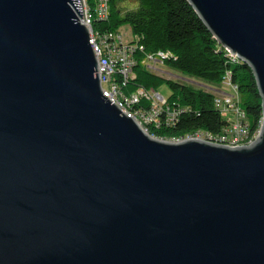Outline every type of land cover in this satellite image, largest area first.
<instances>
[{
  "label": "water",
  "instance_id": "obj_1",
  "mask_svg": "<svg viewBox=\"0 0 264 264\" xmlns=\"http://www.w3.org/2000/svg\"><path fill=\"white\" fill-rule=\"evenodd\" d=\"M246 63L248 144L151 137L101 90L81 0H0V264H264V0H187Z\"/></svg>",
  "mask_w": 264,
  "mask_h": 264
},
{
  "label": "trees",
  "instance_id": "obj_2",
  "mask_svg": "<svg viewBox=\"0 0 264 264\" xmlns=\"http://www.w3.org/2000/svg\"><path fill=\"white\" fill-rule=\"evenodd\" d=\"M124 24L129 25L145 51L169 52L163 65L212 83L222 81L228 72L249 128H258L262 119L261 97L251 69L241 60L229 59L187 0H109L108 17L97 20L95 27L118 31ZM133 71L125 91L137 86L157 89L165 81L171 90L168 104L181 109L175 124L153 128L158 138L181 137L196 130L217 135L226 125L225 117L214 104L212 91L165 79L144 69L140 62Z\"/></svg>",
  "mask_w": 264,
  "mask_h": 264
},
{
  "label": "built area",
  "instance_id": "obj_3",
  "mask_svg": "<svg viewBox=\"0 0 264 264\" xmlns=\"http://www.w3.org/2000/svg\"><path fill=\"white\" fill-rule=\"evenodd\" d=\"M81 1L83 4V18L79 17V22L94 21V35L88 36L96 56L102 92L126 114H129L148 134H154L155 124H175L181 109L176 105L168 104L167 97L162 96L157 89L137 86L134 89L125 91L126 83L134 75L133 68L135 65H129V56H136L137 62H140L147 71H155L157 70L156 65H162L165 58L169 56V52L162 50L145 51L134 35L129 40H125L118 31L97 29L95 22L108 17L109 0ZM85 3H93V16H85ZM224 79L229 82L228 72ZM229 83L231 84V82ZM231 90L232 93L221 91H219L220 94L215 93L214 104L226 121L233 123L235 133L212 135L204 131V133L192 138L220 141L226 145H238L248 144L257 137L254 136L253 139H248L247 142H240V133L244 132L248 122L244 111L240 108L236 86L231 84ZM144 110L153 111V118L145 119ZM161 139L168 140V138Z\"/></svg>",
  "mask_w": 264,
  "mask_h": 264
},
{
  "label": "rangeland",
  "instance_id": "obj_4",
  "mask_svg": "<svg viewBox=\"0 0 264 264\" xmlns=\"http://www.w3.org/2000/svg\"><path fill=\"white\" fill-rule=\"evenodd\" d=\"M118 32L123 36V39L125 40H129V38L132 36L131 29L129 25H126V24L120 26L118 28ZM156 68L157 70L151 71V72L158 74L164 77L165 79L171 78L177 81H181V82L193 85L195 87H199L202 89L212 91L213 93H216V94H220L221 92L232 93L231 84L225 79H223L222 81L218 83H212V82L204 81L196 77L185 75L182 72H179L167 65H156ZM157 91L164 97H168L169 94H171V90L165 81H162L157 86Z\"/></svg>",
  "mask_w": 264,
  "mask_h": 264
},
{
  "label": "bare ground",
  "instance_id": "obj_5",
  "mask_svg": "<svg viewBox=\"0 0 264 264\" xmlns=\"http://www.w3.org/2000/svg\"><path fill=\"white\" fill-rule=\"evenodd\" d=\"M85 16H93V3H85ZM85 27L88 29V35H94V21H86ZM227 51V50H226ZM227 55L229 56V59L239 60L235 55L231 54L229 51H227ZM137 63V57L136 56H129V65H136ZM144 118L145 119H152L153 118V111L151 110H144ZM262 123V119L259 121L258 128L255 131H251L249 128V125L247 124L245 126L244 132L240 133V142H247L248 139H253L254 136H257L258 131L260 130V125ZM173 124H155L154 129H157L159 127H169ZM204 133V131L196 130L193 133L186 134L181 137H171L168 138L170 141H181L183 139H188L192 137H196L199 134ZM219 133H235V126H233L232 122H227L226 125L221 129ZM151 137H155L154 134H149ZM218 143H222L220 141H214Z\"/></svg>",
  "mask_w": 264,
  "mask_h": 264
},
{
  "label": "crops",
  "instance_id": "obj_6",
  "mask_svg": "<svg viewBox=\"0 0 264 264\" xmlns=\"http://www.w3.org/2000/svg\"><path fill=\"white\" fill-rule=\"evenodd\" d=\"M163 65V64H162Z\"/></svg>",
  "mask_w": 264,
  "mask_h": 264
}]
</instances>
